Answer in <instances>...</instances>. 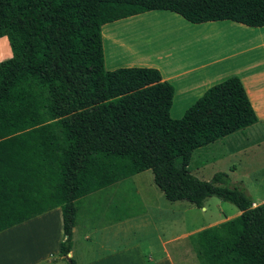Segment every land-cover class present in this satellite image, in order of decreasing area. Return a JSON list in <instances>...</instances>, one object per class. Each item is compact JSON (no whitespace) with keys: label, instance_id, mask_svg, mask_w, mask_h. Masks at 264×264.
I'll return each instance as SVG.
<instances>
[{"label":"trees","instance_id":"trees-1","mask_svg":"<svg viewBox=\"0 0 264 264\" xmlns=\"http://www.w3.org/2000/svg\"><path fill=\"white\" fill-rule=\"evenodd\" d=\"M150 10L264 25V0H0L11 50L0 61V231L58 206L66 260L75 200L149 169L168 201L216 197L239 211L194 233L200 264H264V202L252 206L224 172L187 169L194 149L257 121L238 77L171 118L173 88L156 69L104 68L101 25Z\"/></svg>","mask_w":264,"mask_h":264},{"label":"crops","instance_id":"crops-1","mask_svg":"<svg viewBox=\"0 0 264 264\" xmlns=\"http://www.w3.org/2000/svg\"><path fill=\"white\" fill-rule=\"evenodd\" d=\"M100 35L106 70L154 68L161 81L171 84V118H179L211 85L238 77L257 121L196 151L202 149L205 156L201 164L224 160L220 172L239 187L264 192V25L249 27L229 20L190 23L170 11L150 10L104 23ZM9 57L8 40L0 36V61ZM191 168L187 165L189 172ZM208 198L199 208L203 212ZM178 201L184 200L164 198L149 169L79 197L69 257L76 264H200L194 233L239 211L174 234L188 210H170V203ZM261 202L264 194L252 206ZM61 239L56 206L0 231V264H66L58 253Z\"/></svg>","mask_w":264,"mask_h":264},{"label":"rangeland","instance_id":"rangeland-1","mask_svg":"<svg viewBox=\"0 0 264 264\" xmlns=\"http://www.w3.org/2000/svg\"><path fill=\"white\" fill-rule=\"evenodd\" d=\"M195 149L192 151L188 165L191 166V174L197 177L201 180H209L211 178V175L216 171H222L223 169V163H225L224 160L218 162V163H207V164H201L203 163L205 156L203 153H201L202 149L198 152ZM200 163V165H199ZM197 169H194L195 167H198ZM231 184H235L230 180ZM128 184V183H127ZM238 186V184H235ZM130 186V184H128ZM239 187V186H238ZM132 189V188H131ZM246 195L250 197L252 201H255L257 199L258 195L264 194V192L260 191H254L253 189L245 190L241 188ZM171 209L173 211H182L185 208H188L186 213H184V216H182V221L179 220V223L176 226V229L173 231L174 234L181 233L185 229L189 228H196L201 224L208 223L209 221H212L213 218L219 219L222 217V214L224 216H227L230 214L231 210H235V206L231 203L221 201L217 199L216 197H210L205 202L204 205L206 206V212L201 211L199 208H196L194 205L186 202V201H178V203H170ZM220 204V205H219ZM217 207H219L220 211H217ZM218 217V218H217ZM230 218V217H229ZM218 223V222H216ZM215 224V223H214ZM7 231L6 233L8 234ZM3 233V234H6Z\"/></svg>","mask_w":264,"mask_h":264},{"label":"water","instance_id":"water-1","mask_svg":"<svg viewBox=\"0 0 264 264\" xmlns=\"http://www.w3.org/2000/svg\"><path fill=\"white\" fill-rule=\"evenodd\" d=\"M65 258H66V260H68V258H69V254L68 253L65 255Z\"/></svg>","mask_w":264,"mask_h":264}]
</instances>
